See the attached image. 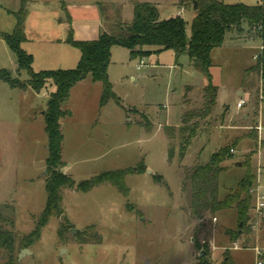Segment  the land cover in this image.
<instances>
[{
  "label": "rangeland",
  "instance_id": "1",
  "mask_svg": "<svg viewBox=\"0 0 264 264\" xmlns=\"http://www.w3.org/2000/svg\"><path fill=\"white\" fill-rule=\"evenodd\" d=\"M12 1L16 0H0V4H11ZM65 1H73L76 5L95 1L114 3L124 21L130 22L132 18L130 0H34L28 11L30 16L25 32L34 39L39 32L56 39L66 24L60 7ZM150 1L157 3L162 15L180 9V0ZM218 1L246 5L262 2ZM185 7L183 18L189 35L191 1L185 0ZM108 14L113 16L114 13L109 10ZM8 19L0 9V32L8 29ZM261 44L258 37L247 35V26L243 23L242 32L227 33L223 45L214 48L210 68L212 83L220 88L219 103L225 104L230 113L236 111L237 115L230 116L227 111L221 121L222 110L214 108L207 119L217 128L213 136L208 141L203 136L193 138L181 162L178 139L168 140L162 126L179 123L181 113L190 109L184 103V95L188 93L185 85L199 87L204 85L205 78L191 68L186 55L175 61L172 50L140 59L142 65L137 69L138 59L129 60L122 47L115 48L109 73L112 90L120 105L110 100L101 107L100 94L94 88L78 86L72 89L63 105L66 114L61 121L65 137L62 158L76 160L74 169L69 172L76 183L102 171L132 168L140 162L146 169L125 177L126 196L111 184L96 186L88 192L65 189L62 208L71 228L61 240L58 237L60 218H51L42 229L40 239L22 248L28 249L29 253L24 254L18 264H196L200 251L194 247V240L208 244V258L212 264H222L225 249L229 264H257V250L264 253V209H255L256 197L251 194L248 225L239 238L230 243L225 231L237 228L236 210L205 213L196 220L189 214L188 193L181 186L184 168L206 164L216 148L238 138L237 145L232 146L233 152L230 151L232 158L221 164L225 169L219 174V199L235 188L244 175V155L252 150L255 152L250 157V166L254 168L257 185L254 180L251 189L256 185L264 198V174L258 173L264 169V94L260 96V80L252 74L245 85L246 92L241 96L235 93L244 70L255 62L253 55ZM60 45L69 53L79 54L76 48L59 41L50 48ZM37 47L36 41L23 45L28 51H35ZM12 61L16 62L14 54L0 39V69H6L19 81L26 80V72L14 70ZM47 90L43 88L36 93L30 89L29 93H22L0 82V227L18 237L14 245L16 258L22 250L19 239L33 229L45 203L47 137L42 113ZM187 97L192 106L200 105L199 96L188 94ZM240 97L245 104L237 110ZM241 113H249V122L258 123L259 135L255 140H244L243 129L229 128L232 123L242 124ZM141 114H145L150 126L144 125ZM168 146L172 151L170 157ZM236 162H241V166ZM154 175L161 176L163 181L157 182ZM127 204L131 205V210L126 208ZM71 229L77 231L72 234ZM83 231H86L84 240L88 243L81 245L75 238ZM96 234L100 236V243H95L92 238ZM7 255L6 251L0 250V264L7 260Z\"/></svg>",
  "mask_w": 264,
  "mask_h": 264
},
{
  "label": "trees",
  "instance_id": "2",
  "mask_svg": "<svg viewBox=\"0 0 264 264\" xmlns=\"http://www.w3.org/2000/svg\"><path fill=\"white\" fill-rule=\"evenodd\" d=\"M191 1L192 0H187ZM197 4L195 16L189 24L190 34H187V22L180 15L167 19H160L157 8L149 2L132 3V19L124 22L121 18L120 9L113 4L97 2L96 6L100 13L105 29H101L99 36L93 41H79L73 38L72 29L69 28L65 42L79 51V59L74 68L34 71L32 68L33 56L22 48L26 41L24 24L27 14L28 0H20V7L14 14L16 24L11 33H0V39L14 54L17 70L25 71L28 78L19 81L13 78L6 69H0V82H5L12 89L26 90L28 88L39 92L46 88L47 83L54 86V91L48 94L45 109L43 112L44 131L47 137V157L45 159V181L44 190L46 193L45 205L39 216L35 219L33 229L19 239V245L27 248L36 243L41 236L42 229L48 224L51 218H60L58 237L63 240L64 234L71 228L70 222L64 216L62 208V194L65 189H75L80 192H88L96 186L111 184L123 195L128 194L124 179L129 174L142 173L146 167L143 162L132 168L117 169L113 171H102L82 180L78 183L72 176L65 174L61 169L65 165L62 159L63 136L60 127V120L66 114L63 109L64 103L68 100L71 88L79 81L90 77L93 82L101 84L100 106L113 100L120 105L112 90L107 75V68L111 58L112 46H120L128 51L132 60L142 59L151 52L144 50V47H157L155 52L172 50L176 57L186 55L194 71L200 73L206 80L201 92V104L185 111L180 127H164V133L168 140L177 137L179 143L178 157L181 162L186 154L187 148L193 138L199 132L209 127V117L216 107L217 87L212 83L210 68L211 51L220 47L225 35L234 30L242 32V24L247 26V35L258 37L264 43V0L256 5L243 3L226 4L218 0H194ZM185 0H180L179 5H184ZM62 10L65 6L61 5ZM108 8V10H106ZM111 10L113 16L108 15ZM68 18V16H67ZM70 22V20H69ZM254 74L260 80L261 95L264 94V48L259 53L257 60L252 66L245 69L241 79V86L245 88L249 75ZM187 92V91H186ZM226 107L223 109L225 111ZM146 127L150 126L148 118L141 114ZM255 123V122H254ZM257 124L252 127L251 133L246 137L255 140ZM237 139L214 151L206 164H196L184 168V178L181 189L188 193V208L192 218L199 220L205 213L215 214L219 210L235 209L237 216V228L228 229L225 235L230 243L235 242L243 233L252 209V196L250 190L254 184L255 175L250 166V157L255 150L245 155L242 167L245 173L237 182L235 188L230 189L223 199H219V174L225 167L221 164L232 158L230 151L232 146L237 145ZM172 151L168 146V156ZM157 182H162V177L154 175ZM126 208L131 210V205ZM9 224H13L9 222ZM86 231L76 235L79 244H87L84 240ZM90 237V236H89ZM18 237L10 230L0 227V250L8 253L7 260L2 264H18L14 256V245ZM92 238L95 243H100L99 235ZM194 247L204 254L197 258L196 264H212L208 258V244L199 243L194 240ZM228 250L225 249L222 264H229ZM264 264V253L257 256ZM232 264V263H231Z\"/></svg>",
  "mask_w": 264,
  "mask_h": 264
},
{
  "label": "crops",
  "instance_id": "3",
  "mask_svg": "<svg viewBox=\"0 0 264 264\" xmlns=\"http://www.w3.org/2000/svg\"><path fill=\"white\" fill-rule=\"evenodd\" d=\"M134 1H137V2H143V1L144 2H149V3L154 4L155 6L157 4V3H154L153 1H150V0H130L131 3H133ZM33 2H34V0H28V3H27L28 10H27V14H26L27 17L25 19V24H24V32H25V29L27 27L26 24H27V21H28L29 16H30L28 11H29V9L30 10L32 9L31 5L33 4ZM97 2H99V1H95L92 4L83 2V3H79L77 5L73 1L61 2L60 5H64L65 6V10H62V7L61 6L60 7H61V11L63 13L64 21L66 22V24H65L64 28L60 29L59 36L56 39H53L52 37H50L45 32H39L37 34V37H35V39H34L33 37L29 36L28 32H25L26 41L22 43V45H21L22 48H23L24 44H29V43H31L33 41H36L37 44H38V47H37V49H35V51L34 50H30V51L25 50L27 53H30L33 56L32 68H33L34 71L56 70V69H65V68L66 69H68V68L70 69L71 67L74 68L76 66V64L78 62V59H79V54L78 53H71V52L69 53L68 50H65V48L63 46H61V45H60L61 47H58V48H50V47H51V45H54V42L57 43L58 41L62 42L64 44H67L65 42V39H66V36H67L69 28L72 29L73 38L75 40H79V41H93V40H96L98 38V36H99V33H100L101 29H105V25H104V23H102V20H101V17H100V13H99L98 8L96 6ZM101 2H103V1H101ZM110 4L114 5V3H110ZM8 5H9V7H8ZM19 7H20V0H16L15 2L12 1L11 4H6V3H1L0 4V9L10 18V19L7 20V23H8L9 27L6 30V32H0V33H8V32H12L13 31V29L15 27V24H16V19H15V15L14 14L18 11ZM156 8H157V11H158L160 19H167V18H170V17H174V16H176V15H178L180 13H181L180 15L183 17V13L187 9L185 7V3H184V5H180L179 11H171L170 13L162 15V13L159 10V6H156ZM39 11H40V13H42L43 9L40 8ZM46 14H47V9H46ZM120 14H121V18L123 20L121 11H120ZM190 14H191V20H192V18L195 16V10L192 9ZM108 15L110 16V14H108ZM67 16H68V18H67ZM46 18H47V16H46ZM69 20H70V22H69ZM124 22H126V21H124ZM253 36L254 35H252L250 37H253ZM59 44H61V43H59ZM67 45H69V44H67ZM117 47H120V46H112V48H111V57H112L113 50L115 48H117ZM144 50H148V51L151 52L149 55H147L144 58H149L151 55H158L159 53L162 52V51L155 52V50H157V47H153V46L144 47ZM213 50L211 51V54H210L212 66H213V58H212L213 57ZM124 51H125V55L130 60L129 55H128V51L126 49H124ZM68 53H69V55H68ZM174 55H175V53H174ZM177 58L178 57H176V55H175V61L177 60ZM39 60H40V62H39ZM138 61L140 62V60H138ZM110 62H111V58H110ZM139 62L136 65L137 69L140 68V63ZM10 64H11V67L14 70L17 71L16 62L12 61V62H10ZM189 65L191 66L190 61H189ZM252 65H253V63H250L247 66V68H249ZM35 66H37V67H35ZM109 66H110V63H109L108 68H107V75H108V79L110 81ZM191 68H192V66H191ZM250 76H252V74L249 75V77ZM211 77H212V75H211ZM130 78L133 80L135 77L132 75ZM205 84H206V82L204 83V85H201L199 87L195 86V85H190V84L185 85V91H187L188 93H186L187 95L186 94L184 95V97H185L184 98V103H186L187 106H190V108L196 107V106H192L191 105L192 103L189 101L188 97L186 98V96H188V94H189V96L197 95V96H199V100H201V92H202V88L205 86ZM78 86L83 87V89L85 87L94 88L95 92L99 93L101 95L100 84H98V82H93L89 76L86 77L85 79L79 81L78 83H76L71 88V90L74 89L75 87H78ZM215 86L217 87V98H216V107L215 108L222 110L221 111V116H220V119L222 121V119L226 116L225 113L227 111H228V113H230V111H229L228 107L225 104L219 103L220 88L217 85H215ZM46 88L49 89V91L47 90V94H49L50 92L54 91V89H55L52 84L47 85ZM29 91H30V88H28V89H26L24 91L20 90V92H22V93H25V92L29 93ZM244 92H246L244 87H242L240 85L239 89H236L235 93H236L237 96H241V95L244 94ZM36 93H39V92L36 91ZM240 99H241V97H240ZM194 102H195V100H194ZM199 104H201V102ZM244 104L241 107H237V105H236V109L237 110L238 109H242ZM101 107H103V106H101ZM225 107H226V109H225V111H223V109ZM184 112L185 111H183L181 113L180 121H179V123L177 125H167V124H165V125L162 126L163 131H164V127L165 126H170V127L175 128V130H177V128L180 127V125H181V120H182ZM235 114L237 115L236 111L234 113H230L229 115L230 116H234ZM241 118L243 120L242 124L238 125L237 123H232V124L228 125L229 128H232V129H243L244 132L241 134V136L242 135L244 136V140L245 139L248 140V139H250V138L246 137L247 134H248V130H252V127H254V125L257 124L256 135H257V138H258V135H259V125H258V123H256L255 121H254L255 123L254 122L253 123L249 122V120H250L249 119L250 118V114L249 113H241ZM61 121H62V119L60 120V127H61L62 136H63V141H62V156H63V147H64V142H65V137H64V134H63L62 122ZM215 128H216V126L210 125L209 127L202 129L197 136H199V137L203 136L208 141L211 138V136H213V134H214L213 132H215ZM236 139H238V138H236ZM217 149L218 148H216L215 150H217ZM247 153H249V152H247ZM62 159L65 162V165L62 167L61 170L65 174H68V175L72 176L71 174H69V172L74 169V163H76V160H71V159L67 160V159H64V158H62ZM44 162H45V160H44ZM79 163H81V161ZM1 165L2 164L0 163V170H1ZM255 184H256V178H255ZM256 185L254 187H256ZM45 199H46V196H45ZM44 205H45V203H44ZM203 242L204 241H202V243Z\"/></svg>",
  "mask_w": 264,
  "mask_h": 264
},
{
  "label": "built area",
  "instance_id": "4",
  "mask_svg": "<svg viewBox=\"0 0 264 264\" xmlns=\"http://www.w3.org/2000/svg\"><path fill=\"white\" fill-rule=\"evenodd\" d=\"M181 14V13H180ZM264 48V43H262L259 47H258V52L256 54L253 55V59L256 61L258 56H259V53L263 50ZM140 65H142V60H140ZM139 67V66H138ZM244 100L243 99H240L238 102H237V107H241L243 104H244ZM231 152H233V150H231ZM259 170V169H258ZM258 173H262L264 174V169H260ZM250 193L254 195V197H256V206H255V209L256 210H261V209H264V198L261 194H259L260 192L256 190V187L252 190H250ZM215 220V219H214ZM236 248V244H235V247ZM257 256L261 255V253L257 250ZM257 264H261V261L258 260Z\"/></svg>",
  "mask_w": 264,
  "mask_h": 264
},
{
  "label": "water",
  "instance_id": "5",
  "mask_svg": "<svg viewBox=\"0 0 264 264\" xmlns=\"http://www.w3.org/2000/svg\"><path fill=\"white\" fill-rule=\"evenodd\" d=\"M192 9H193V10H196V9H197V4H196V2H195L194 0H192ZM236 165H237V166H241V162H236ZM76 231H77L76 229H71V233H72V234H74ZM26 253H29V250H28V249H22V250L19 252V254H18V256H17V262H18V263L20 262L21 257H22L24 254H26ZM203 254H204V252L201 251V252L199 253L198 256L201 257Z\"/></svg>",
  "mask_w": 264,
  "mask_h": 264
}]
</instances>
